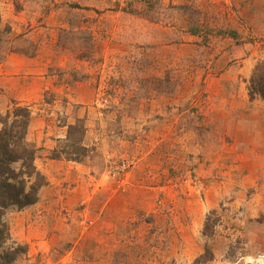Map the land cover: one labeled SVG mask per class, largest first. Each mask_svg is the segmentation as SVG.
I'll return each instance as SVG.
<instances>
[{
    "label": "rangeland",
    "instance_id": "374dc122",
    "mask_svg": "<svg viewBox=\"0 0 264 264\" xmlns=\"http://www.w3.org/2000/svg\"><path fill=\"white\" fill-rule=\"evenodd\" d=\"M263 59L264 0H0V110L47 179L14 264L264 255Z\"/></svg>",
    "mask_w": 264,
    "mask_h": 264
},
{
    "label": "trees",
    "instance_id": "16d2710c",
    "mask_svg": "<svg viewBox=\"0 0 264 264\" xmlns=\"http://www.w3.org/2000/svg\"><path fill=\"white\" fill-rule=\"evenodd\" d=\"M251 89L264 98V59L255 67ZM31 119L30 107L16 102L5 114L0 110V264H14L28 252L26 244L12 237L4 219L7 210L36 204L47 185L36 166L37 149L27 140Z\"/></svg>",
    "mask_w": 264,
    "mask_h": 264
},
{
    "label": "built area",
    "instance_id": "2783aa9c",
    "mask_svg": "<svg viewBox=\"0 0 264 264\" xmlns=\"http://www.w3.org/2000/svg\"><path fill=\"white\" fill-rule=\"evenodd\" d=\"M251 263L253 264H264V255H260L254 259H252Z\"/></svg>",
    "mask_w": 264,
    "mask_h": 264
}]
</instances>
